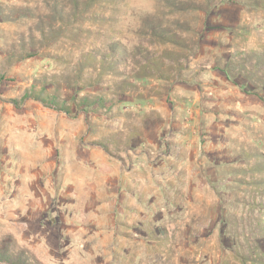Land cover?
<instances>
[{
	"label": "rangeland",
	"instance_id": "374dc122",
	"mask_svg": "<svg viewBox=\"0 0 264 264\" xmlns=\"http://www.w3.org/2000/svg\"><path fill=\"white\" fill-rule=\"evenodd\" d=\"M0 264H264V0H0Z\"/></svg>",
	"mask_w": 264,
	"mask_h": 264
},
{
	"label": "trees",
	"instance_id": "16d2710c",
	"mask_svg": "<svg viewBox=\"0 0 264 264\" xmlns=\"http://www.w3.org/2000/svg\"><path fill=\"white\" fill-rule=\"evenodd\" d=\"M44 101L46 103H49L51 105L56 106V108L58 109H62L66 112H71V107L70 105L67 103V101H63L62 99L58 98V97H49L47 96V98L44 99Z\"/></svg>",
	"mask_w": 264,
	"mask_h": 264
}]
</instances>
